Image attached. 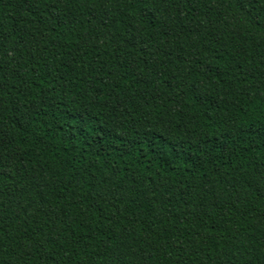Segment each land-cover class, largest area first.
<instances>
[{"label": "trees", "instance_id": "trees-1", "mask_svg": "<svg viewBox=\"0 0 264 264\" xmlns=\"http://www.w3.org/2000/svg\"><path fill=\"white\" fill-rule=\"evenodd\" d=\"M0 264H264V0H0Z\"/></svg>", "mask_w": 264, "mask_h": 264}]
</instances>
